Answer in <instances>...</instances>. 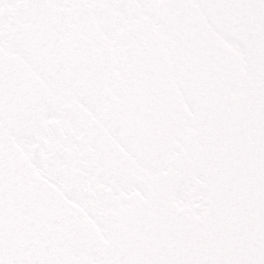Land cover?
<instances>
[{
	"label": "snow or ice",
	"instance_id": "snow-or-ice-1",
	"mask_svg": "<svg viewBox=\"0 0 264 264\" xmlns=\"http://www.w3.org/2000/svg\"><path fill=\"white\" fill-rule=\"evenodd\" d=\"M0 264H264V0H0Z\"/></svg>",
	"mask_w": 264,
	"mask_h": 264
}]
</instances>
